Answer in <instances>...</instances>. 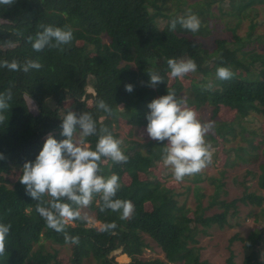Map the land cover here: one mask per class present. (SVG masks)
Returning <instances> with one entry per match:
<instances>
[{"label":"trees","instance_id":"16d2710c","mask_svg":"<svg viewBox=\"0 0 264 264\" xmlns=\"http://www.w3.org/2000/svg\"><path fill=\"white\" fill-rule=\"evenodd\" d=\"M218 1L229 6L221 8V14H233L239 22L244 17L256 20L257 5L264 4V0H197L194 3L187 0H16L12 6L0 4V62L16 60L23 65L27 60H34L42 65L39 70L28 72L0 67V93L8 90L12 93L6 113L8 122L0 125V154L4 156L0 159V178L12 173L14 161H34L49 133L57 140L64 139L60 124L69 109L77 114L87 111L97 120L98 128L106 126L123 141L121 147L128 156L127 163L102 158L101 174H117L121 187L115 198L130 200L135 206L131 218L123 220L119 211H101L102 201L96 196L90 208L103 223L100 230L87 226L88 221L76 220L65 232L58 233L35 211L37 201L26 194L19 182L21 169L13 185L0 180V223L11 225L0 264H62L55 252L45 249L41 240L45 237L62 245L73 244L66 242L65 235L79 237V244H74V264H83L87 256H93L99 264H120L112 253L121 246L122 252L131 258L122 264H208L199 257L198 223L204 227L212 223L225 225L229 222L230 209L236 208L238 201L263 205L264 163L259 180L262 193H245L226 202L218 199L220 183L210 206L223 204L225 211L210 216L196 212L194 217L189 216L188 208L178 198L180 193L159 181L152 172L162 162V148L167 141L134 138L136 128L147 126L146 114L150 111L147 105L172 88L177 96L186 98L189 107L197 110L212 106L213 127L206 136L207 142L226 143L238 137L245 142L229 149L236 152L234 161L228 155L230 164L236 159L251 163L252 158L264 156V133L249 124L264 117V54L247 48V42L253 41L252 31L244 38L235 34L233 42L216 38L213 49L202 45L196 48L191 41V36L212 32L211 7ZM189 9L201 20L199 31L190 32L179 23L175 30H170L171 21ZM41 25H70L74 39L64 46L63 52L48 48L37 52L28 37L35 38L43 30ZM254 28L253 22L251 29ZM229 43L236 46L230 47ZM170 58H192L202 79L190 78L189 86L179 78L173 80L167 64ZM257 60L262 62L260 68L255 67ZM234 65L244 68L242 75H235ZM218 67L230 68L234 76L226 81L218 79ZM148 71L157 72L164 82L155 88L149 87ZM91 78H94L92 85L96 93L87 90ZM127 84L133 86L130 93L125 90ZM202 86L210 87L205 90ZM100 99L113 109L112 115L97 108ZM31 101L35 110L30 107ZM221 106L235 109V118L223 120L219 116ZM123 126L129 128L124 136L120 132ZM260 136L263 139L257 146L254 142ZM97 139V136L88 138L93 149ZM258 150L261 152L257 153ZM126 173L132 178L129 184L122 182ZM194 176L198 182L203 173ZM147 202L152 203L151 210L147 209ZM112 222L117 225L114 230H102ZM236 224L239 223L236 221ZM144 234L162 245L164 259L140 258L147 247ZM261 238L244 239L239 235L231 238V242H244L246 253L242 264H264L257 248ZM226 264H236L233 251Z\"/></svg>","mask_w":264,"mask_h":264},{"label":"clouds","instance_id":"9594fccd","mask_svg":"<svg viewBox=\"0 0 264 264\" xmlns=\"http://www.w3.org/2000/svg\"><path fill=\"white\" fill-rule=\"evenodd\" d=\"M15 2L16 0H0V4L8 6ZM177 23L193 33L201 27L199 16L191 9L185 15L173 19L170 30H175ZM41 28L43 30L38 31L35 38L28 37L33 50L37 52L46 48L63 52L64 46L74 39L70 25H41ZM167 64L171 78H183L197 70V64L192 58H170ZM0 67L28 72L30 69L39 70L42 65L34 60H27L23 65L16 60L10 63L5 60L0 62ZM147 74L150 77L149 87L155 88L157 84L164 82V78L155 71H148ZM216 76L226 81L234 73L228 67H218ZM202 87L207 90L210 86ZM125 90L130 93L133 86L127 84ZM11 99V90L0 93V125L8 122L6 113ZM96 106L108 115L113 114V109L103 99L98 100ZM30 107L35 110L32 101ZM147 107L150 111L146 114V132L152 140L167 141L162 148V162L165 167L172 169L176 181H183L185 176L196 175L212 163V145L205 137L212 129L213 122H202L198 118V112L188 106L186 98L177 96L175 89L167 88L166 95L154 98ZM60 128V135L64 139L57 140L49 133L35 160L26 161L22 167L19 182L24 186L26 194L37 201L35 211L50 229L58 233L65 232L71 222L88 221L89 218L82 214V209L88 208L96 196L102 201L101 211H119L121 219L131 218L135 210L134 204L130 200L115 198L121 187L120 177L115 173L109 176L101 174L102 158H108L114 163H127L128 156L121 147L123 141L116 138L106 126L98 128L97 120L87 111L77 114L69 109L62 118ZM91 136L98 137L94 149L88 142ZM0 159H4L3 154H0ZM116 227V223L112 222L105 224L102 230L110 232ZM10 228V224L0 223V256L6 253V238ZM65 240L79 244L78 236L65 235Z\"/></svg>","mask_w":264,"mask_h":264},{"label":"rangeland","instance_id":"374dc122","mask_svg":"<svg viewBox=\"0 0 264 264\" xmlns=\"http://www.w3.org/2000/svg\"><path fill=\"white\" fill-rule=\"evenodd\" d=\"M197 0H187L188 3H194ZM212 12L214 15L210 19L211 31L206 35L191 36V41L194 42L196 48L202 45L208 49H213L215 46L216 38H226L229 41L235 40V34L244 38L248 33L252 31L253 41L247 42L248 49H255L259 53L264 54V4L257 5L259 9V16L256 20L250 17H244L239 22V18L233 14H221V8H229L227 3L215 2L212 4ZM255 23V28L251 29V24ZM215 27V29H214ZM261 36L260 40H256ZM106 40L107 37H106ZM230 47H235V44H230ZM249 51V50H248ZM261 60H257L256 68H260ZM235 67V75L240 76L243 74L244 68ZM238 67V68H237ZM196 77L199 80L202 79L201 73L196 70L193 73H189L183 78H179L185 82L187 86L190 84V78ZM175 78H173L174 80ZM94 78L90 79V84L87 86L88 92H93ZM194 109V108H193ZM196 110V109H195ZM198 118L202 122H212V106L205 105L204 107L197 109ZM236 110L221 106L219 108V116L226 121H231L235 118ZM251 126L257 128L258 131L264 133V117H258L253 122L249 121ZM212 129L210 130V132ZM122 136L129 133V128L121 127L120 130ZM134 138H138L140 141H147L149 136L146 132V128L138 127L134 131ZM263 136L258 137L254 144L258 146L259 142L263 139ZM206 139V137H205ZM210 143V142H209ZM245 143L240 137L232 139L229 142H211L213 157L212 163L209 164L204 170L202 179L200 181L194 180L195 176H185L183 181H176L173 176L172 169L165 167L163 162L158 163L152 168V172L157 176L159 181L164 182L168 187L175 188L180 195L178 198L180 202L186 205L188 208L189 216L194 217L196 212L205 216H210L215 213H222L225 211L223 204H216L210 206L217 191V185L222 184L218 199L230 202L234 199L240 198L245 193H262L263 189L259 185L261 175V164L264 163V156L260 155L259 158H252L251 163H243L236 159V162L232 165L228 162V155L231 160L236 158V152L229 150L237 145ZM258 150L257 153H260ZM27 160L19 159L13 162L14 170L9 175H2L0 180L8 185H13L14 181L19 176L23 164ZM142 178L145 176L142 174ZM191 177V179H190ZM132 178L129 174H124L122 182L129 184ZM190 187V188H189ZM199 187V188H195ZM190 189V190H189ZM199 190V191H197ZM47 198V197H46ZM200 204V205H199ZM147 209H152V203H146ZM236 211V212H235ZM252 211V214L250 212ZM235 212V214H233ZM82 214L88 216L87 226H93L97 230H100L103 223L96 219L95 212L90 208L82 209ZM236 221L239 223L236 224ZM200 229L198 233L197 247L199 257L201 261H207L208 264H226L227 258L231 252L235 253L236 264H242L243 258L246 253L244 242L241 240H234L231 242V238L235 235H239L244 239L257 236H262L258 243V249L261 252V257L264 258V202L261 206H256L251 203L245 204L240 201L237 202L236 208L233 207L229 211V222L225 225L219 223H212L209 226H202L198 223ZM144 239L147 243V247L144 249L141 259H155L165 258V252L161 244L153 240L149 235L144 234ZM116 241V240H115ZM41 244L45 249L57 254L56 259L62 264H74L73 253L74 244H59L52 239L42 238ZM116 255V260L122 264L127 263L131 258L121 251L118 247L113 251ZM83 264H99L93 256L85 257ZM169 264H182V263H169Z\"/></svg>","mask_w":264,"mask_h":264},{"label":"water","instance_id":"95a60500","mask_svg":"<svg viewBox=\"0 0 264 264\" xmlns=\"http://www.w3.org/2000/svg\"><path fill=\"white\" fill-rule=\"evenodd\" d=\"M87 86H88V85H87ZM94 93H96V91H94ZM106 245H107V246H109L110 244H109V243H107ZM120 248H121V251L124 249V247H123V246H121Z\"/></svg>","mask_w":264,"mask_h":264}]
</instances>
